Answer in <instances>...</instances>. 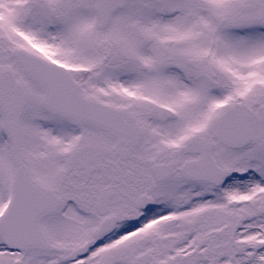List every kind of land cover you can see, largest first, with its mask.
Segmentation results:
<instances>
[{
  "label": "snow or ice",
  "instance_id": "6c2138e0",
  "mask_svg": "<svg viewBox=\"0 0 264 264\" xmlns=\"http://www.w3.org/2000/svg\"><path fill=\"white\" fill-rule=\"evenodd\" d=\"M0 264H264V0H0Z\"/></svg>",
  "mask_w": 264,
  "mask_h": 264
}]
</instances>
